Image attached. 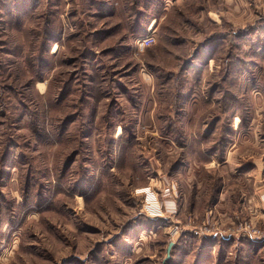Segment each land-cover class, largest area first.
Returning a JSON list of instances; mask_svg holds the SVG:
<instances>
[{"label": "rangeland", "instance_id": "1", "mask_svg": "<svg viewBox=\"0 0 264 264\" xmlns=\"http://www.w3.org/2000/svg\"><path fill=\"white\" fill-rule=\"evenodd\" d=\"M248 221L264 0H0V264H264Z\"/></svg>", "mask_w": 264, "mask_h": 264}, {"label": "built area", "instance_id": "2", "mask_svg": "<svg viewBox=\"0 0 264 264\" xmlns=\"http://www.w3.org/2000/svg\"><path fill=\"white\" fill-rule=\"evenodd\" d=\"M154 42V38H152L151 36H147L145 38L142 39H138L137 40V45L139 47H147L149 45H151ZM205 227V225H204ZM178 229L175 227L174 229L171 230V233L176 234L178 231ZM204 231H210V230H206L203 229ZM218 231V235H221L222 237L228 236V235H246L249 238H251L252 240L256 241V240H264V232L261 231L260 229H256L254 227V224L251 221L245 222V223H240L237 226V229H233V231H229V230H220L219 228H217ZM196 234H198V232L195 231Z\"/></svg>", "mask_w": 264, "mask_h": 264}, {"label": "water", "instance_id": "3", "mask_svg": "<svg viewBox=\"0 0 264 264\" xmlns=\"http://www.w3.org/2000/svg\"><path fill=\"white\" fill-rule=\"evenodd\" d=\"M172 246H173V243H172V242L168 244V247H167V250H166V257L164 258L162 264H165V262H166L168 259L171 258L170 251H171Z\"/></svg>", "mask_w": 264, "mask_h": 264}, {"label": "trees", "instance_id": "4", "mask_svg": "<svg viewBox=\"0 0 264 264\" xmlns=\"http://www.w3.org/2000/svg\"><path fill=\"white\" fill-rule=\"evenodd\" d=\"M53 44V43H52ZM52 46V45H51ZM204 240H206V239H204ZM207 241V240H206ZM256 243V242H255ZM198 253V257H199V262L197 263V264H199V263H201L202 261V258L204 257V255H202V253H205V251H203V250H200V252H197Z\"/></svg>", "mask_w": 264, "mask_h": 264}, {"label": "crops", "instance_id": "5", "mask_svg": "<svg viewBox=\"0 0 264 264\" xmlns=\"http://www.w3.org/2000/svg\"><path fill=\"white\" fill-rule=\"evenodd\" d=\"M149 192V191H148ZM146 193V192H145ZM147 194V193H146ZM148 197V196H147ZM150 206H151V204H149ZM149 207V206H148ZM151 211L153 212V213H156V212H158V210H155V206H151ZM157 215L155 214V217H156ZM151 218H153V217H151ZM156 219V218H155ZM171 259V258H170ZM169 259V260H170Z\"/></svg>", "mask_w": 264, "mask_h": 264}, {"label": "bare ground", "instance_id": "6", "mask_svg": "<svg viewBox=\"0 0 264 264\" xmlns=\"http://www.w3.org/2000/svg\"><path fill=\"white\" fill-rule=\"evenodd\" d=\"M149 29H151V27ZM56 50H57V45H53L51 53H55Z\"/></svg>", "mask_w": 264, "mask_h": 264}]
</instances>
